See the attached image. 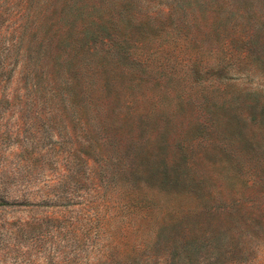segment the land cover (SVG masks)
<instances>
[{"label": "rangeland", "instance_id": "1", "mask_svg": "<svg viewBox=\"0 0 264 264\" xmlns=\"http://www.w3.org/2000/svg\"><path fill=\"white\" fill-rule=\"evenodd\" d=\"M261 105L264 0H0V264H264ZM159 139L191 194L147 188Z\"/></svg>", "mask_w": 264, "mask_h": 264}, {"label": "trees", "instance_id": "2", "mask_svg": "<svg viewBox=\"0 0 264 264\" xmlns=\"http://www.w3.org/2000/svg\"><path fill=\"white\" fill-rule=\"evenodd\" d=\"M152 52H163L166 54L171 53L169 47L162 46L158 43L155 47H153ZM148 54H151L148 53ZM241 56L245 57L248 55V47H246L242 52ZM165 57V56H164ZM176 59L175 57L173 58ZM170 61L166 58H162L159 60V64L161 68H166L167 73L171 76H177L175 74L176 71H183L187 74L195 75L196 79H199L201 75H198L196 72H202L205 74L204 77L206 78L207 75L215 76L214 73L216 71L220 72L221 74L226 72L228 66L231 64V59L229 56H222L214 61L213 63L209 62L206 64V67H202L200 62L196 59H193L195 64H191L188 60H185V63H180L179 65L176 61ZM143 60H139L141 62ZM179 61V60H178ZM187 64V66L185 65ZM194 70V71H192ZM223 75H219L223 76ZM229 77V76H227ZM206 103H210L209 99L204 95V100ZM261 111L264 110V105H261ZM226 112L227 109L224 108ZM261 119V118H260ZM259 116H256L255 121H260ZM202 128V123H196L194 126L195 132H200ZM166 147L167 144L162 139L157 141V147L155 152L149 155H146V185L147 188L151 190H155L158 193L165 194L166 196H178L180 194H191L194 190L198 188V184L202 183L201 178H196L193 175V171L191 170L190 165V158L189 156L182 150L184 147L182 144L179 146V153L177 158L170 159L166 155ZM155 199L152 196L146 195V215L150 214L154 209ZM168 224H165V226ZM170 226H174L170 224ZM157 228H165L164 225H160Z\"/></svg>", "mask_w": 264, "mask_h": 264}]
</instances>
